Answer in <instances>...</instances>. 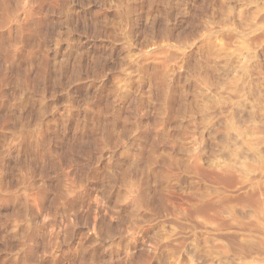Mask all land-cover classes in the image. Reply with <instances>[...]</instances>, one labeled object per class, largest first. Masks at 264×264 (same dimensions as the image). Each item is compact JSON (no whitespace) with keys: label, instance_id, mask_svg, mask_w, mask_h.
Here are the masks:
<instances>
[{"label":"rangeland","instance_id":"374dc122","mask_svg":"<svg viewBox=\"0 0 264 264\" xmlns=\"http://www.w3.org/2000/svg\"><path fill=\"white\" fill-rule=\"evenodd\" d=\"M0 35V264H264V0H0Z\"/></svg>","mask_w":264,"mask_h":264},{"label":"bare ground","instance_id":"6f19581e","mask_svg":"<svg viewBox=\"0 0 264 264\" xmlns=\"http://www.w3.org/2000/svg\"><path fill=\"white\" fill-rule=\"evenodd\" d=\"M12 34V33H11ZM1 36V35H0ZM9 36V35H8ZM6 37V36H5ZM2 48V47H1ZM12 50V49H11ZM10 52V51H9ZM9 52H8V55H9V57H6V58H4V59H6L5 61H10L11 62V60L13 61V60H15L16 59V54H12L11 52V54H9ZM5 53V52H4ZM5 56V55H4ZM7 58H10L9 60L7 59ZM12 63V62H11ZM12 73V72H11ZM18 90V89H17Z\"/></svg>","mask_w":264,"mask_h":264}]
</instances>
